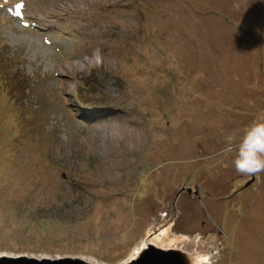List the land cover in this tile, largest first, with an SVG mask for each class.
<instances>
[{
	"label": "rangeland",
	"instance_id": "374dc122",
	"mask_svg": "<svg viewBox=\"0 0 264 264\" xmlns=\"http://www.w3.org/2000/svg\"><path fill=\"white\" fill-rule=\"evenodd\" d=\"M259 114L264 0H0V253L119 264L169 224L264 264L226 151Z\"/></svg>",
	"mask_w": 264,
	"mask_h": 264
},
{
	"label": "clouds",
	"instance_id": "9594fccd",
	"mask_svg": "<svg viewBox=\"0 0 264 264\" xmlns=\"http://www.w3.org/2000/svg\"><path fill=\"white\" fill-rule=\"evenodd\" d=\"M232 156L235 172L252 176L264 173V114L257 115L243 130L236 145L226 148ZM192 264H205L200 257H193Z\"/></svg>",
	"mask_w": 264,
	"mask_h": 264
},
{
	"label": "water",
	"instance_id": "95a60500",
	"mask_svg": "<svg viewBox=\"0 0 264 264\" xmlns=\"http://www.w3.org/2000/svg\"><path fill=\"white\" fill-rule=\"evenodd\" d=\"M124 261V260H123ZM0 264H96L71 255L38 257L27 254H0ZM123 264H187L176 250H164L149 244L139 255Z\"/></svg>",
	"mask_w": 264,
	"mask_h": 264
},
{
	"label": "bare ground",
	"instance_id": "6f19581e",
	"mask_svg": "<svg viewBox=\"0 0 264 264\" xmlns=\"http://www.w3.org/2000/svg\"><path fill=\"white\" fill-rule=\"evenodd\" d=\"M212 46V45H211ZM162 236L161 239H158L159 237H156V235H160ZM160 236V237H161ZM186 242V243H185ZM181 243H185L184 245H192V247H195L199 244V238H195V240H190L185 236H176L174 235L170 228H169V224L163 226L162 228H160L159 232L157 234L154 233V235H149V237L144 238L141 243L139 245H137L134 250L132 251V253L121 263L119 264H123L128 262L129 260L135 258L137 255H139L149 244H151L152 246L156 247V248H161L164 250H176L179 251L186 259L187 264H192V258L193 257H200L202 260L205 261V264H209L210 262H207V260L205 259L206 256H204L203 254H197L195 252H187L185 250H180L181 247ZM189 251H195L192 248H186ZM209 255H211L212 252H208ZM2 254V253H0ZM11 255V254H9ZM28 255V254H27ZM32 256V255H29ZM36 256V255H35ZM74 257H78L81 259H84L85 261L91 262V263H96V264H108L104 261H100L97 260L93 257L90 256H76V255H72ZM38 257H47V256H38ZM57 257V256H55Z\"/></svg>",
	"mask_w": 264,
	"mask_h": 264
},
{
	"label": "snow or ice",
	"instance_id": "6c2138e0",
	"mask_svg": "<svg viewBox=\"0 0 264 264\" xmlns=\"http://www.w3.org/2000/svg\"><path fill=\"white\" fill-rule=\"evenodd\" d=\"M17 8L19 9L20 8V5H17Z\"/></svg>",
	"mask_w": 264,
	"mask_h": 264
}]
</instances>
